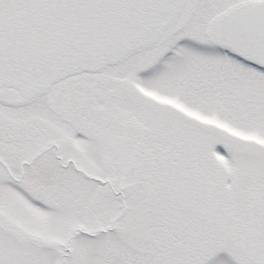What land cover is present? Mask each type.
I'll return each mask as SVG.
<instances>
[{"label":"snow or ice","instance_id":"1","mask_svg":"<svg viewBox=\"0 0 264 264\" xmlns=\"http://www.w3.org/2000/svg\"><path fill=\"white\" fill-rule=\"evenodd\" d=\"M0 264H264V0H0Z\"/></svg>","mask_w":264,"mask_h":264}]
</instances>
